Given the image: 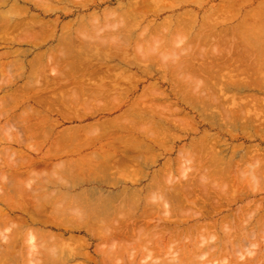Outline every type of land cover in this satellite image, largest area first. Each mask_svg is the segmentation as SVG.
<instances>
[{"label":"rangeland","instance_id":"rangeland-1","mask_svg":"<svg viewBox=\"0 0 264 264\" xmlns=\"http://www.w3.org/2000/svg\"><path fill=\"white\" fill-rule=\"evenodd\" d=\"M262 6L263 8H261ZM259 7L262 9V11L257 10ZM6 12L8 13L6 14ZM237 12L241 14H238ZM186 13L188 14L187 16ZM255 13H257L256 16ZM261 13L264 16V0H187V1L186 0H147V1L146 0H0V163L3 164V165L0 164V194L4 192L3 190H7L3 193V195H1L2 196L1 199L4 198L5 193H7V195H5L4 199L10 197L8 203L4 202L5 200L3 199L4 204L1 203L0 206L5 207V205H9L10 207H12L13 208L12 211L14 212V217L16 219L21 214L19 208L27 209L24 210L29 215L38 214L39 216H41L42 214L43 220H45L48 217V221L46 219L43 225H39V224L31 225V227L33 228L34 226L35 227L37 226L36 227L37 229L39 227L40 231L38 230L32 231L31 230L32 228L28 227L26 228L27 231H25V233L18 235L21 236V238L32 237L31 240L34 238L33 242H35V244L31 240H30L31 242L30 241L25 242V244L28 246L26 247V245H24L26 247L24 250H23L24 248L23 244L22 245L18 244L19 246L9 245V247H12V249L8 247L10 251L12 250V252H10L9 249L7 248V245L4 244L5 240L12 239L11 237H13L14 239L15 236L18 237L17 234L15 236H12L11 234L14 235V233H16V231L14 232V229L17 228L15 226H17V224H19V221L22 220L21 219L23 218L22 215L20 216L21 218L14 221V224L9 223L8 225L5 224L0 225L1 227L0 232L2 233L0 234L1 235L4 234L2 237L0 235V249L3 250V251L0 250V254L1 253L3 254L0 255V264H26L25 259L27 257L28 259L32 258L30 260L27 259V261L30 262L31 264H36V263L40 264L41 262L42 264H46V263L58 264V262L59 263L61 262L60 264H77V263L78 264L79 263L80 264H88V263L89 264H141V263L146 264V261L147 264L150 261L151 263L149 264H152L154 262H156L157 264L158 262L160 263L161 260L162 261L167 260L166 263L172 264L170 260L174 261V259H172L173 254L176 253V251L173 252L174 249H172L173 251L170 250L171 252H173V254H170L168 252L166 253V251H164V255L162 253H160L161 255L158 253V257L160 256V258L163 259L159 258L158 260V257L156 256L157 261H153L156 259L154 258L152 259V254L151 255L149 254L150 256L149 255L147 256V254H143L144 250L143 253L141 254L142 249L140 252L138 250L136 252L135 250L134 253L135 254L137 253V255L132 253L131 252L132 250H130L131 252V253L129 252L130 254L124 251L121 252L118 258L115 257L111 259V257H109L110 254L109 253H108L109 255L106 254L108 251L105 250L106 251L105 252L104 250L101 249L103 247H104L103 249H106L109 246L108 245L105 246V244L102 245L103 242H101L96 237V234L101 232V230L103 229L102 225L105 227L107 226V224H109L108 227H110V229H111L110 224L115 225L114 223L115 218L112 215L113 214L112 210H115L117 213V211L121 209L118 212V214L116 213L114 214V216L116 215L115 217L118 218V220H116L117 222L119 221V216L125 214V211H127L126 213H129L128 211H130L131 213L132 212L135 213L138 210H139L138 212H143L144 210L152 209L155 211L158 209L157 211L162 210L159 212L165 213L171 208L169 202H172V200L169 201L168 196H167L168 199L167 198L163 199V197H165L164 196L165 192L167 195H169L171 193L168 194L167 192H173L174 190H177L178 187H182L184 183L192 182V179L197 181H201L202 179L206 180V178L208 177L206 176V174L209 172L208 171L209 168L215 170V171L213 170L210 171L217 174V175L211 174L212 176L210 174H207L209 175L208 178L209 181L213 182L211 183L212 186L220 187L221 189L224 187L223 191H225V194L222 193L224 195L221 196L224 197L227 196L229 197L227 198V200L228 199L231 200L229 201L230 205L228 204L229 203L228 201H227L228 203L225 201L226 202L225 205L228 204L227 206H225V208L228 207L230 209V210L225 209L228 213L233 212L234 215L241 213L242 212L241 207L243 209V205L245 206V203H247L248 200L250 203L247 204H249L251 208L252 206L254 207L255 204H256L255 207L259 208L260 204L264 203L263 202L264 180H262L264 179V174L262 176V172L264 171L262 170L263 167L260 169L261 165L259 166V164H261V160L263 159L262 162L264 161V127H263L264 126V106H263L264 71H262L264 69H262L260 66L259 68L256 67L254 69L255 71H253V68L251 69L250 66L251 64H248L246 59L250 61L253 60L256 62V60H258V58L260 57L259 52L264 53V48H263L264 44L258 41V39H260L263 36L262 34L260 35V38L258 37L257 40H254L255 37L257 38V36L255 34H254L255 36L251 34L253 35L252 40L250 39L251 43H249V39L247 40V38H245L246 36L245 34H247V36H250L251 38V35L249 34L255 33L252 27L256 25V22H257V26L259 25V23L262 22L264 23V17L262 16ZM258 14L260 15L258 16ZM244 16H246L248 19H245L243 21H248L247 23H249L250 26H252L251 27L252 32H250V28H249L250 26L247 29L246 26L248 24L241 20L242 18H244ZM260 16H262V18L259 19V21L262 19L263 20L259 22L257 20L258 18L256 17L260 18ZM171 18H173V20ZM191 18L192 19L194 18L195 22L194 20L192 21ZM169 19L171 20L170 21L171 24L169 23ZM9 22L10 24H8ZM202 22L205 24L203 25ZM238 22L239 24L244 26L241 27V25H238ZM215 23L220 27L216 26ZM201 24L203 25L202 30L200 28ZM237 25L243 29V32H241L242 29L240 28L238 30V27H236ZM206 26L208 28L212 26V29L213 26L217 27L214 28V30L218 31L219 29L221 32L224 31L223 32L225 33L224 36H226V33L228 34L229 32L230 34H228L227 38L230 37L229 39L230 43L232 41V43L237 42V44H240L241 42L240 40H242V44L244 45L241 44L240 45L241 49H239L240 47L237 48V46L239 45L236 44L235 51L245 50L243 52H246L245 55L247 56L248 54L249 58L248 56L247 57L244 56L243 52L242 53L238 52L240 53L239 55L234 51V53L238 55H235L233 53L232 55L234 57H231L230 61L232 62L235 61L236 63L235 62L233 63L237 64L238 66V62L235 60V57L236 58L238 57L239 59L237 60L241 61V63L245 65L244 66L245 68H243L244 71L243 70L240 71L243 65L239 70V68H236L237 66L234 67L235 66L234 64H232L233 65L232 70L234 67L233 70L234 72L230 70L231 69L230 65L232 63V62L229 63L230 61L227 62L230 65H228L225 61V63L228 65L227 67H225L226 64L224 62H223V65H225L224 67H222V64L220 65V63L219 66H217V64H214L213 66L214 68L211 67V70L213 71L214 69L215 70L217 69L218 72L217 71L216 72L213 71V72L219 74L218 75L216 74V76L215 74H213V77L208 76V75H212L210 74L212 71L209 72L210 70L208 71L207 69H206L207 71H203V69L200 68L201 65L204 66L202 68H205V65L208 66L209 63L210 62L212 63V61L215 58L211 54L205 55V53L207 52H205L204 55L207 56L208 58L207 57L205 58L203 53L197 52V49L199 47L204 48V46H206V41H207V40L206 41L202 40L201 38H198L197 39L198 41H196L197 38L196 35L198 33L197 31L204 32L206 29H207L206 31L210 30ZM204 27H206V29H204ZM233 27H235L234 29L237 32L241 30L240 32L242 34L244 33L243 34L244 37H242L241 35L242 38L238 40L236 35L238 36L240 32L239 34L235 33ZM223 28H227L228 31L227 29L224 30ZM255 28L257 29L256 26ZM244 29L247 30V32H244L245 31ZM3 34H5L6 36L5 38ZM18 38L20 39L18 40ZM235 38H237V40ZM24 39L25 40L27 39L26 41L27 43L25 42ZM155 39H157L156 42ZM231 39H233L234 41ZM19 41L20 42L24 41V42L20 43ZM246 41L252 46L249 45ZM257 41L260 43V45L262 44V46H260L259 43H257ZM252 42L254 44H257L258 48ZM207 43H211V42L208 41ZM211 45L208 47L207 44V46L205 47L206 50L207 48L208 49L211 48L212 47ZM243 46L244 47L246 46L247 48H244ZM157 47H159L158 50L161 48L160 49L161 53L157 51ZM190 47H194L195 52L191 54L192 56L191 55L187 56L186 52L187 50L190 49ZM248 47L250 48L253 47V48L250 49ZM260 48H263L262 51L256 52V50L258 51V49ZM246 49L249 53L246 51ZM252 49L254 50L256 49V50L254 51ZM250 52L251 53L256 52L255 55L256 56L259 55V57L257 56L258 58L256 60H254L255 58L250 59L251 57V55H249ZM162 53L164 54L160 55ZM183 56L185 57L187 56L188 58L192 59V61H194L193 59H195L193 65L191 62V66H195V67L194 68H192L191 66L187 67V63L189 62L188 64H190L191 60L189 61V59L185 57L183 58ZM262 56L264 57V54H262ZM203 58L204 60H202ZM232 58L234 59L232 60ZM262 60L263 59H261V61H258L257 64L255 65H258V63H263ZM200 62L202 63L201 65H199ZM176 63L179 64L180 66L177 65L175 66ZM182 64L183 65L186 64V65H184L183 67ZM185 66L186 68H188V70L185 68ZM216 66L218 68L221 66L225 71H223L221 67L220 69H218ZM180 67L183 69H181ZM228 67H230V69ZM246 67L248 68V70H250L249 72ZM257 68L258 69L261 68V70L257 72L258 70ZM227 71H230V73L232 74L230 75V73ZM192 72L197 73L196 78H195V74L193 75ZM236 72L238 73L241 72V75L240 74L237 75L238 73ZM188 73L189 75L192 74L193 76H191V78H189L190 76L185 77L188 75ZM251 73L252 74L256 73L254 74L256 76L258 74L259 75L256 77ZM224 74H226V78H224V80L226 79V81H224L226 86L224 85V82L221 83L220 81L222 80H220V78L217 77L219 75H221V77L222 76L224 77ZM247 74L254 76V78L248 76ZM228 75L230 76L233 75L234 78L231 77L233 80L230 78V76L228 77ZM235 76L238 77L237 78L238 81L237 80L234 81V79L236 78ZM247 76L250 78H248ZM240 77H244V79ZM184 78L188 79V81L190 80L191 82L194 81L192 83L189 82L190 85L194 87H190V89L188 90L187 88H189L190 85L188 84V81L185 82L186 80ZM194 79L198 80L197 83H195L196 80ZM250 79L251 80L254 79L255 81H258L260 79L259 81L262 83H259V81L255 82L253 80L255 83L253 82L252 84ZM240 81L242 83L250 81V83L242 84ZM219 82L222 88L218 86ZM184 83L186 85V88H184L185 86L183 87ZM205 84H207V87ZM232 84H237L238 87H240L241 91H239L240 89L239 88L237 89V87L232 86L233 87L232 88L230 86ZM181 85L182 87L180 88ZM214 88L215 91H218L217 89L219 90L222 89V90L221 92L219 91L215 92L214 90H212ZM223 88L225 89L223 90ZM244 88L246 89L244 90ZM198 89H200L201 91H197ZM260 89L263 91H261ZM183 91H186V93L184 92L186 96L182 95ZM42 93L44 96L42 95ZM198 93L199 96H197ZM202 94L203 95L205 94L203 96L205 98L202 99L203 101L200 100L201 101L200 102L199 99H197V97L201 98ZM218 95L221 96V98H219ZM39 96H42V98L44 99V103L43 100L39 98ZM184 97L185 100L187 99L186 102H184L185 100H182ZM259 98L260 99L263 98V99L259 100ZM221 99L222 101H228L226 104L224 102L225 106L223 105ZM249 99H251L250 102ZM38 100L41 101L39 102L42 105L41 104L39 105V102H37ZM210 100L212 101L207 103ZM254 100L257 101L254 102ZM205 102L207 103V105ZM242 103L244 105H240ZM201 104L203 107L201 106ZM254 107L255 109L256 108L257 109L255 110ZM198 108L201 110H199ZM249 110L251 114L249 113ZM239 111L242 114L239 113ZM36 112L39 113V115ZM40 113L42 114V116ZM160 114H163L164 116ZM253 115L255 118L257 117L256 120L253 117ZM179 117L182 118L183 123L181 122L182 120ZM176 119L177 121L179 120L180 121L177 123ZM184 120H186L187 122ZM33 122L34 123L37 122V124L35 125ZM28 125H30L29 126L30 129ZM34 125L35 126L38 125V126L35 127ZM72 131H73L72 133L73 135L70 133ZM207 134H209V136ZM206 135L207 137H205ZM204 138L209 139V141L207 142H210L209 144L211 146L209 144L208 145L206 144ZM197 142H199L200 144ZM203 144L207 145L206 147L208 151L207 149H205V147L201 146ZM209 150L211 152H209ZM196 152H200L199 155L198 153L196 154ZM205 152L209 154L208 155L207 153L204 154ZM247 153L251 156L252 160L255 159L254 156L256 157V159L260 158L261 160L259 159L258 162L257 160L252 161L251 158H247L250 157ZM212 154L213 157L215 156L214 157V159L216 160L215 162L214 159L212 160L210 159V157L212 158ZM242 154H244L245 156ZM233 156L235 158H233ZM13 157L16 158L14 159ZM184 158H186L187 161ZM194 158L196 159L195 161ZM200 158L202 159L200 160ZM223 158L225 159V161ZM229 158H232L230 159L232 160V163H230L231 161L229 160ZM243 158L250 159L252 163L249 162L250 160L243 161L244 160ZM9 159H13L14 162L12 160L10 161ZM182 159L185 160L186 162L181 161ZM8 160L9 162H7ZM33 160H35V163ZM209 160L211 163L212 161L214 164L216 163V165L209 163L208 162ZM228 160L230 162H228ZM29 161L30 163H28ZM72 161L73 163H71ZM180 161L184 165L179 166L180 168L178 169V165ZM188 161H190V163ZM191 161L192 162L194 161L193 162L194 165L191 164ZM80 162L85 164L84 165L81 164L82 165L81 166ZM196 162L197 163L200 162V163L197 164ZM245 162H247L245 164L246 166L244 165ZM255 163L258 166V169H260L257 170L261 171V173L258 172L259 174L256 173L257 171L255 172L257 175H259L257 180H256L257 178L256 175L254 179L253 178L254 176L251 177V173L247 171L248 170L247 167L249 166L250 169L252 168V170H254L253 168L254 167L256 168ZM229 164L231 165L228 167ZM69 166L71 170L69 169ZM166 166L168 169H170L169 171L166 168ZM202 166L204 169L206 167V169L205 170L200 169ZM238 166H241L242 168L241 171L243 170V168L245 170L247 169L246 171L244 170L243 171L246 173L248 172V175L252 178L251 180L250 177L248 176L251 181L253 180L256 181L250 182V180L247 179L248 177L246 173L241 171L239 173L240 167ZM181 167H187V169L185 168L186 170H183L181 172L179 171L183 169ZM218 167L221 169H219ZM192 170H196L195 175L192 174V172L194 173V171ZM198 170L200 171V173H197ZM206 170L208 172H206ZM163 171L168 172V174L167 172L165 173L167 174V176L164 174ZM19 173L22 174L23 177L19 175ZM83 174H85L86 178L83 176ZM91 175L92 176L94 175L93 178L97 176L96 177L97 180L96 179L92 180ZM196 175L198 176L200 175L199 177L202 178H199ZM238 175L241 177L242 181L238 178ZM260 175H261V179L259 180ZM227 176H229L228 177L229 179L227 178ZM230 176H232L231 177L232 179L230 178ZM82 177L84 179V182ZM162 177H163V181L161 180ZM78 178L81 179V181L77 180ZM217 178L221 179L222 183L221 182L217 183L218 181H220ZM225 178H227V180H225ZM188 179L190 181H188ZM215 179L218 181H216ZM185 180L187 181L185 182ZM213 180L216 181V183H214ZM258 180L261 181L260 186ZM52 181H54L56 186H54ZM159 181L162 185L159 183ZM226 181L230 182L229 185L230 184L232 185V186L230 185L232 189L230 186H228L227 184L228 182L226 183ZM25 182L27 184L28 183L30 184V185L28 184L27 187L28 191L27 189L25 190L24 188L25 186H27ZM171 183H174L175 187L171 185ZM13 184L14 187H12ZM20 184L22 185V187H20ZM149 184L151 186H149ZM250 184L252 187L250 186ZM168 185L171 186V188H169ZM6 187H9V189ZM30 187L32 189H30ZM40 187L42 188V190ZM95 187L97 190L99 189L98 192L96 191ZM93 188H94L93 191L90 190ZM38 189L40 191H38ZM170 189H174V190L170 191ZM243 190L245 191V193L243 192ZM132 191L136 197L131 195ZM153 191L155 192L154 194L152 193ZM112 192L113 193L117 192V193L113 194ZM178 192H181V188L179 189ZM85 193H87V195ZM110 193L111 195H113L112 196L113 199ZM175 193L177 192L175 191ZM103 194H105L104 195L105 198L107 197L108 198L107 199L102 198ZM172 194L169 195L171 196L170 198L173 197ZM246 194H248L247 197H245ZM96 195L97 197L98 195H102L101 199L100 196L96 198ZM156 195L157 196L159 195L158 196L159 198ZM240 196H242L244 199ZM44 197L48 199H45ZM49 197L52 198L50 199ZM74 197L80 200L79 201L80 204L78 202L79 204L78 206L76 203L77 201H75L76 198ZM34 198L38 200L34 201L35 200ZM88 198H90L89 200L92 202H94L96 199V202L91 203L89 200H87ZM59 199L64 202L67 200V202H65L66 204L68 203L69 200H71L72 203L75 202L74 204L76 206H74V204H72L71 201H69V203L67 204V208H72L71 211L74 208L73 211H75L77 216L74 215L75 214L74 212H73L74 214L72 213L73 215H70L71 213L69 214V212L64 213V211H63L64 215L60 213L62 211L59 212V210L62 209L65 210L64 206L66 207V204L63 202L64 205H62L63 203L62 201L60 203V201H58ZM99 199L104 200L105 203H108V205H106L102 201L106 206V211H102L103 209L105 210L104 204H101L102 207L100 208H97V205H95L99 201ZM114 199H118V200H114ZM132 199L135 200L133 201ZM39 200L45 202H40ZM85 200L87 201V203L89 201L91 204H93L92 207H88V204L86 203ZM105 200H108V202ZM47 201L50 202L48 203ZM131 201H133L134 203H132ZM139 201L141 203H138ZM11 202L12 205L9 204ZM35 202L36 203L38 202L40 204H46V203L47 204L42 206L38 203L36 204ZM52 202L56 204L59 202L58 203L59 208L58 206H56L57 207L56 208L54 204H53L54 207L51 208ZM146 202L148 203L152 202V204L154 202V206L158 202L156 206L158 207L159 205L160 206L159 208L161 209L159 208L155 209L156 206L155 208L153 206L151 208L149 207L150 208L149 209L146 207V205L148 206V203ZM251 202L253 203L252 206H251ZM18 204L19 205L22 204V205L18 206ZM69 204L73 205V207H70ZM111 204L115 209L112 208L110 211L112 214H109V209ZM152 204H150L149 206H151ZM165 204L166 207L164 208ZM161 205L163 207H161ZM261 205L263 206V207L260 206V209L262 208L261 210H259L258 208H253L255 210H253L251 213H248L246 211L248 213L247 215L252 216L254 211L259 210L260 212L256 211L257 215L256 214L254 215H256L257 217L261 215L264 219V213H263L264 204ZM46 206L48 207L50 206V207L48 208ZM183 206L189 207V205H183ZM60 207L62 209H60ZM80 207L82 209H80ZM84 207L87 209L86 211L84 210L86 213L83 211ZM37 208L38 210H42V211L38 212ZM55 208L59 210L56 211ZM75 208L76 209L78 208L77 212H79V214L81 212L79 211L80 209L86 215L83 214V217H80L82 214H80L79 216ZM127 208L128 210H126ZM181 208L176 207V209L178 210H181ZM131 209H133V211ZM183 210L181 211L183 212ZM186 210L188 211L190 210V208L189 209L186 208L185 212H183L184 214L190 212L188 211L186 213ZM251 210L248 211L250 212ZM55 211L58 212L63 217L65 216V214H67L68 217L70 215L69 218L71 219L67 218L66 217L67 215L63 218L61 216H58L59 214L57 215V213H55L58 216V218H62L57 220L60 221L64 220V223H62V225L59 224L58 226L57 225L58 223H54L55 222L54 217L57 218V216L55 215L51 217L53 215L51 213H54ZM68 211H70V209ZM87 211L93 212V215H91V217L88 216L90 217L89 220L94 219V217L96 218L97 216L99 219L96 218V220H99L100 224L102 221H104L103 224H101V226L98 225L101 228L99 227L96 228V231H94L95 233L94 232L90 233V232H92L91 229L95 230V227L97 226L98 222L92 220L93 222H95L94 223L95 225H93V223H90L92 221H86L88 215ZM17 212L18 213L20 212L19 216ZM88 213L91 214L90 212ZM258 213H263V214H258ZM108 214L112 217L111 219L114 218L113 219L114 221H111V219L109 221H106L109 219ZM74 216L75 218H77L76 221L73 218ZM127 216L125 214V217ZM122 218L120 220H122ZM78 222L81 225L78 224ZM117 222L116 224H119ZM65 223L68 224L65 225ZM114 225L112 227H114ZM110 229L108 228L107 230ZM31 231L33 233H31ZM42 231L44 233L46 232L45 234H43L44 236L41 235ZM102 231L104 232L105 229ZM26 233L31 236L28 235V237H25L27 235ZM34 233L36 238L33 237ZM50 233L53 235H50ZM260 235L261 234L259 233V235L257 236H259L261 239L257 237L256 241L255 240L252 241V245L249 246L246 245L244 247L243 245L242 246L240 245V247H242L241 249L243 250H239L240 247L237 246L239 248L238 251L235 246L236 249L235 251H237V253L236 252L229 253L228 257H226L227 255L225 256L226 258L225 260H223L222 258L220 259V257L216 256L218 257L219 260L215 257V259L213 258L214 262H212L213 259H211L208 262V264H213V263L231 264V262L228 261L231 260L232 258L235 259L234 262L236 261V263L241 262L238 264H262V263L264 264V262L262 261L264 260L263 258L264 239H262L263 236L261 235L262 236L261 237ZM4 236L6 239H4ZM81 237L83 238V240ZM35 239L36 241H34ZM55 239L56 241H54ZM76 239L80 241L77 240L76 242ZM14 240L17 241V238H15ZM258 240L260 241L259 245L257 243ZM16 241H14V243ZM52 241L54 243H52ZM69 242H73V244L72 243L69 244ZM255 242L257 243V245ZM32 243L34 244V246H36V244L37 246L39 245L40 248L37 246L35 248L33 246L34 248L30 249ZM63 243L66 244V246ZM68 244L71 245L72 247V248L70 247L71 250L68 248L69 247ZM87 245H89L88 248ZM2 246H4V248ZM172 247L174 248L173 245ZM36 249L37 250L39 249L40 251L37 252ZM68 249L71 251V252L69 251L70 253H67ZM6 250H8V252ZM29 250L30 252H28ZM48 250L51 252H49ZM163 250L164 249H162V251L161 250L159 251L163 252ZM25 251H27L28 253L27 254L25 253L26 255L25 254L23 255ZM4 252H6L5 253L6 257L4 255ZM13 252L15 253V255L12 254ZM39 252H41L40 255ZM64 252H65L64 254L65 257H67L68 260H66V258L63 256L62 253ZM76 252L79 253V255L80 252H86L87 254L89 253L92 261L91 259L88 260L89 258L86 259V257L84 256L83 257L82 256L79 257V255L77 256ZM165 253L168 255L170 254L169 256L171 257L169 258L170 260L167 259L168 255L166 256ZM16 254L18 256H16ZM58 254H59V258L61 257L59 259L61 261H59L58 257H56L58 256ZM72 254H76V255H72ZM131 254L134 255L131 256ZM155 254L157 253L155 252ZM144 255H146V257ZM162 255L163 257H161ZM22 256L23 257L26 256V257L23 258ZM36 256L38 260L36 259ZM73 256L74 258L71 259ZM164 256H166L165 258L166 260L164 259ZM69 257L71 258L69 259ZM39 258L42 260H40ZM62 258L65 260V262L63 261ZM113 259H116L114 260L115 262L113 261ZM47 260H49V262ZM53 260H57L58 262L56 261V263H54L55 261L53 262ZM80 261H82V263ZM163 262L161 264H163ZM196 262L200 263L199 260ZM234 262L232 264H236ZM166 263L164 262V264Z\"/></svg>","mask_w":264,"mask_h":264},{"label":"bare ground","instance_id":"bare-ground-1","mask_svg":"<svg viewBox=\"0 0 264 264\" xmlns=\"http://www.w3.org/2000/svg\"><path fill=\"white\" fill-rule=\"evenodd\" d=\"M147 1V0H146ZM187 1V0H186ZM181 2V1H180ZM184 2V1H183ZM248 2V1H247ZM185 3V2H184ZM183 3V4H184ZM19 4V3H18ZM144 4H146V3H144ZM220 6V5H219ZM225 6V5H224ZM146 7V6H145ZM223 7V6H222ZM256 7V6H255ZM261 8H263V6L261 7ZM260 7L257 9V10H260V11H262V9H261ZM173 9V8H172ZM250 9H252V8H250ZM15 10V9H14ZM257 10H256V12H257ZM11 11V10H10ZM190 11V10H189ZM251 11V10H250ZM5 12V11H4ZM188 12V11H187ZM191 12V11H190ZM259 12V11H258ZM3 13V12H2ZM8 12H6V14H7ZM11 13V12H10ZM20 13V12H19ZM238 13V12H237ZM260 13V12H259ZM180 14V13H179ZM183 14V13H182ZM185 14V13H184ZM238 14H241V13H238ZM262 14V13H261ZM188 14L186 13V16H187ZM195 15V14H194ZM193 15V16H194ZM257 15V13H255V16ZM260 14H258V16H259ZM3 16V15H2ZM6 16H8V15H6ZM21 16V15H20ZM184 16V15H183ZM242 16V15H241ZM262 16H263V14H262ZM262 16H260V18L259 17H256V18H258L257 20L259 21V19H261L262 18ZM189 17V16H188ZM235 17V16H234ZM264 17V16H263ZM255 18V19H256ZM3 19V18H2ZM9 19H12V18H9ZM172 20H173V18H171ZM178 19H179V17H178ZM178 19H177V21H178ZM192 19V18H191ZM191 19H190V21H191ZM245 19H248L246 16H244V18H242L241 20L243 21V20H245ZM253 19H254V17H253ZM4 20V19H3ZM189 20V19H188ZM194 20V18L192 19V21ZM229 20V19H228ZM256 20V21H257ZM263 20V19H262ZM262 20H260V21H262ZM19 21V20H18ZM27 21V20H26ZM170 19H169V23H170ZM251 21V20H250ZM259 21V22H260ZM11 22V21H10ZM10 22L8 23V24H10ZM17 22V21H16ZM151 22V21H150ZM149 22V23H150ZM194 22H195V20H194ZM243 22H248V21H243ZM242 22V23H243ZM7 23V22H6ZM152 23V22H151ZM193 23V22H192ZM226 23V22H225ZM12 24V23H11ZM24 24V23H23ZM171 24V23H170ZM194 24V23H193ZM202 24L204 25L205 23H203L202 22ZM200 25V28H201V30L203 29L202 27H203V25ZM213 24V23H212ZM211 24V25H212ZM216 24V23H215ZM237 24V23H236ZM248 25L246 26V28L248 29V27L250 26V24L249 23H247ZM252 24V23H251ZM254 24H255V21H254ZM253 24V25H254ZM264 26V23L262 22V23H259V25L257 26V22H256V27H257V29L258 28H260V29H256L255 28V26L254 27H252V26H250L249 28H250V32H252L251 31V29L253 28V31H255V33H248L249 35H251V34H255L256 36H257V38L255 37V39L254 40H257L258 39V37L260 38V35L262 34L263 36L260 38V39H258V41L260 42V43H262V44H264V27L262 26V25ZM173 25V24H172ZM172 25H170V26H172ZM179 25V24H178ZM214 25V24H213ZM238 25H241V24H239V22H238ZM236 26V27H238V30H239V26ZM7 26H9V25H7ZM192 26V25H191ZM193 26H195V25H193ZM216 26H219V25H217L216 24ZM242 26H244V25H241V27ZM260 26V27H259ZM151 27V26H150ZM207 27V26H206ZM206 27H204V29H206ZM208 27H209V24H208ZM207 27V28H208ZM220 27V26H219ZM252 27V28H251ZM261 27H263V28H261ZM157 28V27H156ZM168 28H170V27H168ZM214 28H217V27H214L213 26V29H212V26L210 27V28H208V29H210V30H208V31H204V32H202L201 30V32H199V31H197L196 33H197V35H196V41H198L197 39L198 38H201L202 40H207L206 41V46H207V44H208V47L211 45V44H216V45H211L212 47L211 48H207V50H206V46H204V48H202V47H199L198 49H197V52L199 53V52H201V53H203V55H204V53L205 52H207V53H205V55L207 54V55H213L215 58H214V60L212 61V63L210 64L209 63V67H210V69H209V67L207 66V65H205V68H202V67H204L203 65H201L202 63V61L200 62V64L199 65H201V69H203V71H209V72H211L212 70H211V67L212 68H214L213 66H214V64H217V66H219V63H220V65L222 64V67H224L225 65H223V62L225 63V61H226V63L228 62V61H230L231 59V57H234L232 54L234 53V51H235V49H236V44H237V42L235 43V42H233L232 43V41H231V43H230V37L229 38H227L228 37V34H230L229 32H228V34L226 33V36H224L225 35V33H223L224 31H220L219 29H218V31H220V32H218L217 30H214ZM235 27H233V30H235L234 29ZM255 28V29H254ZM23 29H25V28H23ZM224 30H226L227 28H223ZM240 29H242V28H240ZM5 30V29H4ZM15 30V29H14ZM245 30V29H244ZM257 30V31H256ZM262 30V31H261ZM8 31V30H7ZM149 31V30H148ZM227 31H228V29H227ZM230 31V30H229ZM241 31V30H240ZM239 31V32H240ZM5 32V31H4ZM22 32V31H21ZM234 32V31H233ZM232 32V33H233ZM239 32H237L236 30H235V33H238L239 34ZM241 32H243V29H242V31ZM240 32V34L237 36L236 35V37L238 38V40H240V38H242V37H244V33L242 34ZM244 32H247V30H245ZM257 32V33H256ZM263 32V33H262ZM148 33V32H147ZM200 33H202V34H200ZM235 33H234V35H235ZM6 34V33H5ZM5 34H3L4 35V38L6 37L5 36ZM220 34H221V36H220ZM222 34H223V36H222ZM241 35H242V37H241ZM246 36H245V38H247V40L249 39V43H251L250 42V39L252 40V36L253 35H251V38H250V36H247V34H245ZM254 35V36H255ZM259 35V36H258ZM25 36V35H24ZM200 36V37H199ZM232 36V35H231ZM28 37V36H27ZM31 37V36H30ZM235 37V36H234ZM204 38V39H203ZM237 38H235L236 40H237ZM254 38V37H253ZM13 39V38H12ZM20 38H18V40H19ZM8 40V39H7ZM11 40V39H10ZM25 40V39H24ZM156 40L157 39H155V42H156ZM231 40H233V39H231ZM244 40V39H243ZM9 41V40H8ZM12 41V40H11ZM17 41V40H16ZM27 41V39L25 40V42ZM167 41V40H166ZM211 42V43H207V42ZM234 41V40H233ZM241 41V42H240ZM239 42H240V44H237V45H239V46H237V48L238 47H240V45L242 44V40H240ZM257 41V43H259ZM15 42V41H14ZM20 42V41H19ZM18 42V43H19ZM22 42H24V41H22ZM22 42H20V43H22ZM155 42H154V44H155ZM245 42V41H244ZM247 42V41H246ZM255 42V41H254ZM17 43V42H16ZM27 43V42H26ZM34 43H36V42H34ZM248 43V42H247ZM248 43V44H249ZM253 43V42H252ZM260 43H259V45H260ZM254 44V43H253ZM262 44L260 45V46H262ZM202 45V44H201ZM234 45V46H233ZM242 45H244V44H242ZM246 45V44H245ZM249 45H251V44H249ZM255 46H257V44H254ZM253 45V46H254ZM151 46V45H150ZM247 46V45H246ZM244 47V48H247V47ZM252 46V45H251ZM264 46V45H263ZM10 47V46H9ZM160 47V46H159ZM159 47H157V51H159L160 52V49L158 50V48ZM214 47H215V49H214ZM152 48V47H151ZM248 48H250V47H248ZM251 48H253V47H251ZM250 48V49H251ZM256 48V47H255ZM257 48H258V46H257ZM256 48V49H257ZM264 48V47H263ZM263 48H260V49H258V51L256 50V52H259V51H262V49ZM239 49H241V47L239 48ZM238 49V50H239ZM145 50V49H144ZM150 50V49H149ZM252 50H254V49H252ZM254 50V51H255ZM9 51V50H8ZM21 51V50H20ZM181 51H182V49H181ZM185 51V50H184ZM203 51V52H202ZM243 51H245V50H243ZM243 51H235L236 53H238V52H243ZM246 51H247V49H246ZM253 51V52H254ZM10 52V51H9ZM14 52V51H13ZM17 52V51H16ZM164 52V51H163ZM169 52V51H168ZM193 52H195L194 51V47H190V49L189 50H187V56L188 55H191ZM213 52H215V53H213ZM248 52V51H247ZM255 52V53H256ZM15 53V52H14ZM161 53V52H160ZM213 53V54H212ZM244 54V56H246L245 55V53L246 52H243ZM249 53V52H248ZM255 53H251L250 52V54L249 55H251V57H250V59H254V60H256L258 57H259V55H255ZM260 53V57L258 58V60H256V62L255 61H250V60H248V59H246V61L248 62V64H251L250 66H251V69L253 68V71H255L254 69L256 68V67H260L261 66V68L262 69H264V57L262 56V54H264V53H261V52H259ZM6 54V53H5ZM164 53H162V54H160V55H163ZM235 54V53H234ZM239 55H240V53H238ZM238 54H235V55H238ZM4 55V54H3ZM204 55V56H205ZM232 55V56H231ZM242 55V54H241ZM2 56V55H1ZM165 56V55H164ZM185 57V56H183V58L185 57V58H187V59H189V61H190V64H188L187 63V67H189V66H191V62H192V65H193V62L195 61V59H193L194 61H192V59H190V58H188V57ZM192 56V55H191ZM191 56H189V57H191ZM247 56H248V54H247ZM246 56V57H247ZM207 56H205V58H206ZM211 57V56H210ZM208 58V57H207ZM248 58H249V56H248ZM263 59L262 61H263V63H258V65H255V64H257V62L258 61H261V59ZM186 59V60H187ZM211 59V58H210ZM209 59V60H210ZM234 58H232V60H233ZM237 59H239L238 57L236 58L235 57V60L238 62V66H237V64H234L233 62H235V61H230L229 63H231V65L229 64V63H227L228 65H230V67H231V69H230V67H228L230 70H232V64H234L235 66L234 67H236V68H239V70L241 69V66H242V69L240 70V71H242L243 70V68H245L244 66V64L243 63H241V61H238ZM202 60H204V58L202 59ZM207 60V59H206ZM211 61V60H210ZM183 62V61H182ZM207 62V61H206ZM184 63H185V61H184ZM225 63V64H226ZM236 63V62H235ZM172 64H174V63H172ZM171 64V65H172ZM181 64V63H180ZM203 64H204V62H203ZM208 64V63H207ZM226 64V66L225 67H227L228 65ZM240 64V65H239ZM180 66L179 64H175V66ZM183 65V64H182ZM181 65V66H182ZM184 65H186V64H184ZM184 65H183V67H184ZM198 65V64H197ZM198 65V66H199ZM174 66V65H173ZM216 66V67H217ZM192 68H194L195 66H191ZM190 67V68H191ZM207 67V68H206ZM221 67V66H220ZM220 67L218 68V69H220ZM221 67V68H222ZM234 67H233V70H234ZM181 68V67H180ZM185 68H186V66H185ZM189 68V69H190ZM227 68V69H228ZM247 68V67H246ZM250 68V67H249ZM257 68V69H258ZM261 68L260 69H256L257 70V72L258 71H260L261 70ZM181 69H183V68H181ZM187 70H188V68H186ZM207 69V70H206ZM222 70H223V68H222ZM221 70V71H222ZM232 70V71H233ZM237 70V69H236ZM247 70H248V68H247ZM214 72H216L217 71V69L215 70H213ZM211 72L210 74H212V75H208V76H212L213 77V74H215V76H216V74L218 75L219 73H214V72ZM221 71H219V72H221ZM223 71H225V70H223ZM231 71V72H232ZM244 71V70H243ZM250 70H248V72H249ZM262 71H264V70H262ZM177 72V71H176ZM218 72V71H217ZM227 72H229L230 73V71H227ZM227 72H225V73H227ZM234 72V71H233ZM251 72H252V70H251ZM189 73H191V72H189ZM189 73H188V75L187 76H185V77H188V76H190L189 78H191V76H193L194 74H195V78H196V75H197V73H193V75L191 74V75H189ZM229 73H227V74H229ZM236 73H238V72H236ZM235 73V74H236ZM244 73V72H243ZM261 73V72H260ZM263 73V72H262ZM177 74V73H176ZM223 74V73H222ZM221 74V75H222ZM232 73H230V75H231ZM241 75V72H239L237 75ZM252 74V73H251ZM254 74H256V73H254ZM254 74H252V75H254ZM178 75V74H177ZM221 75H219V76H217V77H219L220 78V80H222V81H220L221 83H223L224 81H226V79L224 80V78H226V74H224V77L222 76L221 77ZM230 75H228V77L230 76ZM248 75V74H247ZM259 75V74H258ZM257 75V76H258ZM248 76H251V75H248ZM247 76V77H248ZM254 76H256V75H254ZM254 76H251L252 78H254ZM256 76V77H257ZM206 77V76H205ZM231 77H233V75L232 76H230V78ZM236 77V76H235ZM245 77V76H244ZM244 77H240V78H243L244 79ZM194 78V77H193ZM209 78V77H208ZM234 78V77H233ZM237 78L238 77H236L235 79H234V81L235 80H237ZM239 78V79H240ZM248 78H250V77H248ZM251 78V79H252ZM186 81L185 82H187L188 81V79H186V78H184ZM232 79V78H231ZM250 79V80H251ZM191 80H193V79H191ZM194 80H196L195 81V83H197V79H194ZM230 80V79H229ZM233 80V79H232ZM241 80V79H240ZM254 80V79H253ZM253 80H251V83L253 84V82L255 81H253ZM257 80V79H256ZM260 80V79H259ZM258 80V81H259ZM219 81V80H218ZM233 81V82H234ZM238 81V80H237ZM246 81H248V80H246ZM258 81H255V82H258ZM180 82V81H179ZM182 82V81H181ZM189 82H191L190 80L188 81V84L190 85V83ZM192 82H194V81H192ZM191 82V83H192ZM220 82H219V84H218V86H220V88H222L221 87V84H220ZM232 82V83H233ZM241 82V81H240ZM239 82V83H240ZM254 82V83H255ZM263 82H264V79H263ZM195 83H193V84H195ZM239 83H237V84H239ZM242 83V82H241ZM244 83V82H243ZM242 83V84H243ZM245 83H250V81L249 82H245ZM244 83V84H245ZM259 83H262V82H260L259 81ZM182 84V83H181ZM237 84H232V85H230L231 87L232 86H234V87H237V89L239 88L240 89V87H238V85ZM206 85V87H207V84H205ZM224 85L226 86V84H225V82H224ZM235 85H237V86H235ZM185 86V87H184ZM196 86V85H195ZM202 86H204V85H202ZM240 86H241V84H240ZM244 86H247V85H244ZM182 87V85L180 86V88ZM183 87L184 88H186V85H185V83H184V85H183ZM190 87H194V86H189V88H187L188 90L190 89ZM199 87H200V85H199ZM217 87V86H216ZM153 88V87H152ZM179 88V87H178ZM204 88V87H203ZM212 88H213V86H212ZM233 88V87H232ZM29 89V88H28ZM201 89V88H200ZM200 89H198L197 91H201ZM225 88H223V90H224ZM246 88H244V90H245ZM261 89H263V88H261ZM260 89V90H261ZM182 90H184V89H182ZM212 90H214L215 91V88L214 89H212ZM219 92H221V90H219V89H217ZM228 90V89H227ZM229 90H231V89H229ZM193 91H194V89H193ZM196 91V92H197ZM218 91H215V92H218ZM233 91V90H232ZM239 91H241V89L239 90ZM261 91H263V90H261ZM260 91V92H261ZM184 92L186 93V91H183V94L182 95H185L184 94ZM223 92V91H222ZM234 92V91H233ZM237 92V91H236ZM263 93H264V91H263ZM206 94V93H205ZM204 94V95H205ZM236 94V93H235ZM254 94V93H253ZM42 95H43V93H42ZM157 95V94H156ZM163 95V94H162ZM203 94H202V96H201V98L200 97H197V96H199V93L197 94V99H199V101L201 100V101H203L202 99L203 98H205V97H203L204 96ZM219 95H220V93H219ZM218 95V96H219ZM221 95H224V94H221ZM244 95V94H243ZM256 95V94H255ZM44 96V95H43ZM186 96V95H185ZM191 96V95H190ZM241 96V95H240ZM246 96V95H245ZM193 97V96H192ZM228 97V96H227ZM234 97V96H233ZM235 97H236V95H235ZM243 97V96H242ZM249 97V96H248ZM253 97V96H252ZM251 97V98H252ZM255 97H257V96H255ZM254 97V98H255ZM259 97V96H258ZM21 98V97H20ZM39 98H41L42 100H43V103H44V99L42 98V96H39ZM38 98V99H39ZM218 98V97H217ZM219 98H221V96H219ZM223 98V97H222ZM239 98V97H238ZM40 99V100H41ZM241 99V98H240ZM253 99V98H252ZM261 99H263V98H261ZM260 98H259V100H261ZM40 100H38L37 102H39ZM41 100V101H42ZM182 100H185V97L182 99ZM187 100V99H186ZM186 100L184 101V102H186ZM219 100V99H218ZM224 100V99H223ZM238 100V99H237ZM250 100L251 99H249V102H250ZM40 101V102H41ZM190 101H191V99H190ZM195 101V100H194ZM200 101V102H201ZM205 101V100H204ZM212 100H210V101H208L207 103H209V102H211ZM221 101H222V99H221ZM234 101V100H233ZM255 101H257V100H254V102ZM35 102V101H34ZM39 102V105L41 104ZM189 102V101H188ZM196 102V101H195ZM220 102V101H219ZM223 102V105H224V102H225V104L228 102V101H222ZM221 102V103H222ZM236 102V101H235ZM238 102V101H237ZM263 102V101H262ZM190 103V102H189ZM193 103V102H192ZM206 103V102H205ZM207 103H206V105H207ZM253 103V102H252ZM200 104V103H199ZM211 104V103H210ZM255 104V103H254ZM42 105V104H41ZM203 105H204V102H203ZM240 105H244L243 103L242 104H240ZM246 105H248V104H246ZM258 105H259V103H258ZM174 106V105H173ZM192 106H194V105H192ZM191 106V107H192ZM201 106H202V104H201ZM225 106V105H224ZM254 106V105H253ZM263 106H264V104H263ZM196 107V106H195ZM203 107V106H202ZM205 107V106H204ZM217 107V106H216ZM229 107V106H228ZM231 107V106H230ZM237 107V106H236ZM239 107V106H238ZM244 107V106H243ZM251 107V106H250ZM171 108V107H170ZM232 108V107H231ZM172 109V108H171ZM170 109V110H171ZM199 109V108H198ZM249 109V108H248ZM251 109V108H250ZM254 109H255V107H254ZM257 109V108H256ZM255 109V110H256ZM199 110H201V109H199ZM34 111V110H33ZM161 111V110H160ZM174 111H176V110H174ZM178 111V110H177ZM180 111V110H179ZM228 111V110H227ZM39 112V111H38ZM229 112V111H228ZM228 112H227V114H228ZM234 112V111H233ZM37 113V112H36ZM156 113V112H155ZM158 113V112H157ZM162 113V112H161ZM239 113H241L240 111H239ZM249 113H250V110H249ZM38 115H39V113H37ZM41 114V113H40ZM226 114V113H225ZM232 114V113H231ZM235 114V113H234ZM242 114V113H241ZM240 114V115H241ZM251 114V113H250ZM261 114V113H260ZM34 115H35V113H34ZM160 115H163V114H160ZM239 115V114H238ZM249 115V114H248ZM257 115V114H256ZM41 116H42V114H41ZM164 116V115H163ZM236 116V115H235ZM234 116V117H235ZM246 117V116H245ZM253 117H254V115H253ZM37 118H38V116H37ZM179 118H181V117H179ZM184 118V117H183ZM187 118V117H186ZM255 118V117H254ZM257 118V117H256ZM256 118H255V120H256ZM36 119V118H35ZM222 119V118H221ZM228 119V118H227ZM237 119H239V118H237ZM242 119V118H241ZM179 120V119H178ZM181 120H182V118H181ZM229 120V119H228ZM233 120V119H232ZM259 120V119H258ZM37 121H39V120H37ZM49 121V120H48ZM176 121H177V119H176ZM180 121V120H179ZM179 121H177V123L179 122ZM184 121H186V120H184ZM238 121V120H237ZM115 122V121H114ZM182 123H183V120L181 121ZM187 122V121H186ZM224 122V121H223ZM232 122V121H231ZM235 122V121H234ZM233 122V123H234ZM245 122V121H244ZM247 122V121H246ZM258 122V121H257ZM34 123V122H33ZM44 123V122H43ZM113 123V122H112ZM175 123V122H174ZM238 123V122H237ZM236 123V124H237ZM31 124V123H30ZM35 125L37 124V122L36 123H34ZM107 124V123H106ZM115 124V123H114ZM113 124V125H114ZM192 124V123H191ZM239 124H240V122H239ZM253 124V123H252ZM34 125V126H35ZM112 125V126H113ZM118 125V124H117ZM243 125V124H242ZM248 125H249V123H248ZM30 125H28V127H29ZM33 126V127H34ZM38 126V125H37ZM37 126H35V127H37ZM131 126V125H130ZM130 126H129V128H130ZM191 126V125H190ZM198 126V125H197ZM123 127V126H122ZM195 127V126H194ZM193 127V128H194ZM223 127V126H222ZM239 127H241V126H239ZM264 127V126H263ZM31 128H32V125H31ZM140 128V127H139ZM246 128V127H245ZM248 128V127H247ZM29 129H30V127H29ZM117 129V128H116ZM39 130V129H38ZM38 130H35V131H38ZM42 130V129H41ZM113 130V129H112ZM33 131V130H32ZM71 131V130H70ZM59 132V131H58ZM62 132V131H61ZM60 132V133H61ZM69 132V131H68ZM52 133V132H51ZM71 134L73 133V131L72 132H70ZM232 133V132H231ZM62 135V134H61ZM73 135V134H72ZM208 136H209V134H207ZM207 135L205 136V137H207ZM60 136V135H59ZM213 137V136H212ZM65 138V137H64ZM203 138V137H202ZM68 139V138H67ZM205 139V141H206V144L208 145L210 142H207V141H209V139H206V138H204ZM219 140V139H218ZM198 141V140H197ZM220 141V140H219ZM194 143H196V142H194ZM193 143V144H194ZM197 143H199V142H197ZM200 144V143H199ZM206 144H203V145H201L202 147H205V149H207V145ZM214 144V143H213ZM191 145V144H190ZM196 145H198V144H196ZM210 145V144H209ZM216 145V144H215ZM211 146V145H210ZM242 146V145H241ZM240 146V147H241ZM195 147V146H194ZM209 147V146H208ZM215 147V146H214ZM213 148V147H212ZM216 148V147H215ZM238 148V147H237ZM67 149V148H66ZM197 149V148H196ZM255 149V148H254ZM254 149H252V150H254ZM258 149V148H257ZM182 150V149H181ZM240 150V149H239ZM261 150V149H260ZM57 151V150H56ZM207 151H208V149H207ZM55 152V151H54ZM201 152V151H200ZM200 152H196V154L198 153V155H199V153ZM209 152H211L210 150H209ZM217 152V151H216ZM235 152V151H234ZM249 152V151H248ZM260 152V151H259ZM263 152V151H262ZM180 153V152H179ZM207 152H205L204 154H206ZM258 153V152H257ZM19 154V153H18ZM45 154V153H44ZM43 154V155H44ZM203 154V155H204ZM209 153H207V155H208ZM246 154V153H245ZM248 154V153H247ZM9 155V154H8ZM11 155V154H10ZM42 155V156H43ZM54 155V154H53ZM206 155V156H207ZM219 155V154H218ZM242 155H244V154H242ZM249 155V154H248ZM261 155V154H260ZM18 156H20V155H18ZM24 156H25V154H24ZM79 156V155H78ZM210 156H211V154H210ZM245 156V155H244ZM243 156V157H244ZM250 156V155H249ZM254 156V155H253ZM259 156V155H258ZM263 156V155H262ZM46 157V156H45ZM51 157V156H50ZM55 157V156H54ZM184 157V156H183ZM215 157V156H214ZM214 157H213V154H212V158L210 157V159L212 160V159H214ZM221 157V156H220ZM228 157V156H227ZM9 158V157H8ZM12 158V157H11ZM14 158V157H13ZM16 158V157H15ZM14 158V159H15ZM18 158V157H17ZM31 158V157H30ZM40 158H41V156H40ZM225 158V157H224ZM223 158V159H224ZM233 158H235L234 156H233ZM247 158H251V156L250 157H247ZM254 158L255 159H253L252 160V158H251V160L252 161H254V160H257V162H258V160L260 159V158H257L256 159V157L254 156ZM263 158V157H262ZM23 159V158H22ZM32 159V158H31ZM34 159V158H33ZM50 159V158H49ZM186 161H187V159L186 158H184ZM202 158H200V160H201ZM230 159H232V158H229V160ZM240 159V158H239ZM244 159V158H243ZM242 159V160H243ZM10 161L12 160L13 161V159H9ZM9 160L7 161V162H9ZM38 160V159H37ZM185 160H181V161H185ZM189 160V159H188ZM196 159L194 158V161H195ZM198 160H199V158H198ZM228 160V162H230V163H232V160H230L229 161ZM245 160H250V159H244L243 161H245ZM251 160L249 161L250 163H252L251 162ZM261 160V159H260ZM263 160V159H262ZM262 160H261V164H259V166H260V169L263 167V171H264V161L262 162ZM4 161V160H3ZM22 161V160H21ZM34 161V163H35V160H33ZM39 161V160H38ZM41 161V160H40ZM46 161V160H45ZM63 161V160H62ZM168 161V160H167ZM170 161V160H169ZM181 161H180V163H181ZM185 161V162H186ZM193 161V162H194ZM216 160L214 159V162H215ZM224 161H225V159H224ZM243 161H240V162H243ZM5 162V161H4ZM14 162V161H13ZM17 162V161H16ZM189 163H190V161H188ZM192 161H191V164H193L194 165V163H193ZM200 162H202V161H200ZM200 162H198V163H200ZM204 162V161H203ZM209 163H211L210 162V160L208 161ZM18 163V162H17ZM20 163V162H19ZM22 163V162H21ZM28 163H30V161L28 162ZM32 163V162H31ZM33 163V164H34ZM48 163V162H47ZM65 163V162H64ZM67 163V162H66ZM71 163H73V161L71 162ZM179 163V162H178ZM179 163V165H178V169L180 168L179 166H183L184 164H180ZM197 163V162H196ZM195 163V164H196ZM197 163V164H198ZM247 162H245L244 163V165L246 164ZM249 163V164H250ZM0 164H2V163H0ZM5 164V163H4ZM15 164V163H14ZM84 165L83 163H81L80 162V165ZM87 164H89V163H87ZM171 164V163H170ZM172 164H173V162H172ZM186 164V163H185ZM211 164H214L213 163V161H212V163ZM243 164V163H242ZM3 165V164H2ZM10 165V164H9ZM17 165V164H16ZM23 165V164H22ZM21 165V166H22ZM77 165H78V163H77ZM81 165V166H82ZM214 165H216V163L214 164ZM231 164H229L228 165V167L230 166ZM241 165V164H240ZM263 165V166H262ZM6 166V165H5ZM13 166V165H12ZM39 166V165H38ZM48 166V165H47ZM46 166V167H47ZM170 166H172V165H170ZM188 166V165H187ZM233 166V165H232ZM246 166V165H245ZM248 166V165H247ZM255 166H256V168L254 167L253 169L255 170H252V168L250 169L249 167H247V171H249V173H251V177L252 176H254L253 178L255 179V177L257 176V178H256V180L258 179V176L259 175H257L256 173H258V172H260L261 173V171H258V170H260V169H258V166L256 165V163H255ZM14 167V166H13ZM29 167V166H28ZM169 167V166H168ZM217 167V166H216ZM238 167H240V170H239V173H240V171H241V166H238ZM252 167H253V164H252ZM76 168V167H75ZM78 168V167H77ZM83 168V167H82ZM88 168V167H87ZM166 168H167V166H166ZM171 168V167H170ZM181 168H183L182 170H179V171H183V170H186L187 169V167H181ZM186 168V169H185ZM219 168V167H218ZM19 169H22V168H19ZM69 169H70V166H69ZM73 169V168H72ZM96 169V168H95ZM168 169V168H167ZM189 169H191V168H189ZM200 169H203V170H205L206 169V167H205V169L203 168V166L200 168ZM219 169H221V168H219ZM225 169V168H224ZM230 169V168H229ZM258 169V170H257ZM71 170V169H70ZM84 170V169H83ZM162 170V169H161ZM170 169H168V171H169ZM172 170V169H171ZM210 170H213V169H211V168H209L208 169V171L209 172H212V171H210ZM232 170V169H231ZM230 170V171H231ZM243 170L244 171H246L244 168H243ZM241 171V172H244V171ZM17 171V170H16ZM22 171V170H21ZM73 171H75V170H73ZM72 171V172H73ZM80 171V170H79ZM78 171V172H79ZM88 171H90V170H88ZM192 171H194V173L192 172V174L193 175H195V172H196V170H192ZM199 171V170H198ZM197 171V173H200V171L198 172ZM207 170H206V172H208ZM213 171H215V170H213ZM221 171V170H220ZM257 171V172H256ZM4 172H6V171H4ZM9 172V171H8ZM24 172V171H23ZM23 172H22V174H23ZM72 172H70V173H72ZM95 172V171H94ZM156 172V171H155ZM164 172V171H163ZM167 172V171H166ZM166 172H164V174L166 173ZM205 172V171H204ZM207 173V174H212V175H217V174H215L214 172H212V173ZM256 172V173H255ZM21 173V172H20ZM19 173V175H21L22 177H23V175L22 174H20ZM77 173V172H76ZM85 173V172H84ZM89 173V172H88ZM186 173H188V172H186ZM185 173V174H186ZM228 173V172H227ZM231 173V172H230ZM244 173H246V172H244ZM3 174V173H2ZM10 174V173H9ZM79 174V173H78ZM167 174H168V172H167ZM167 174H165L166 176H167ZM170 174V173H169ZM206 174V176H208L207 178H206V180L204 179H202L201 181H197V180H194V179H192V182H186L187 180H185V182L186 183H184V185L182 186V187H178V191H179V189L181 188V192H178L177 190H174V189H170V191L171 190H174L173 192H167L168 194L169 193H173L172 195H173V197L172 198H174V199H172V198H170L171 196H169V195H171V194H169V195H167L166 194V190L165 191H163V192H165V194H164V196L165 197H163V199H165V198H167V196H168V198H169V201H171L172 200V202L174 203H172V202H169V204H170V209L168 210V211H163V212H165V213H162V212H159V211H162V210H159V211H157L158 209L157 208H159L160 206L158 205V207L156 206L157 205V203L155 204V206H156V208H155V206H154V202H153V204H152V202L151 203H148V202H146V203H148V206L146 205V207L147 208H151L152 206L155 208V209H157V210H144L143 212H135V213H131L130 211H128L129 213H126L127 211H125V214H126V216L127 215H129V216H127V217H125V214H123V215H121V216H119V221L117 222L116 220H118V218H116L115 216H114V214L116 213V211L115 210H112L113 212V214L110 212L111 211V209L113 208V205L111 204V206H110V209H109V214H112L113 215V217L115 218H113V219H111L112 217L108 214V220H106V221H109L110 219H111V221H114V223H115V225H114V227H112L113 225H111L110 224V226H111V229H110V227H108V225L109 224H107V226H103L102 225V227H103V229L102 230H104L105 229V231L103 232L102 230H101V232L100 233H97V232H99V231H97L96 233V237L101 241V242H103L102 243V245H104L105 244V246H109L108 248H106V249H103V248H101L102 250H106V251H108L106 254H108L109 255V257H111V259L112 258H118V256H120V254H121V252H124V251H126V252H130V250H132L131 252L132 253H134L135 252V250H136V252H137V250L140 252L141 251V249H142V252H141V254L143 253V250H144V253L143 254H147V256L150 254H152V259L154 258V259H156V260H153V261H157V257H158V253L160 254V253H162L163 255H164V251H166V253L168 252V253H170V254H173V252H175L176 251V253H174L173 254V257H172V259H174V261H172V260H170L169 258H171V257H169L170 256V254L168 255V254H166V256H167V259H169L171 262H172V264H195V262L196 261H198L199 260V262L200 263H197L196 262V264H208V262L211 260V259H215V257L216 256H218V257H220V259L222 258L223 260H225L226 258H225V256L226 257H228V254L229 253H233V252H236L237 253V251H238V247L237 246H239L240 247V245L242 246L243 245V247L244 246H249V245H252V241H256L257 239V237H259V236H257V235H259V233L264 237V219H263V217L261 216V215H259L258 217L256 216L257 215V212L259 211V210H261L260 209V206L261 207H263L261 204H264V203H261L260 204V206H259V208L258 207H255L256 206V204H255V202H254V207L252 206V202H251V206H252V208L250 207V205L249 204H247V203H250L249 202V200H248V202L247 203H245V206L243 205V209H242V207H241V210H242V212L241 213H238V214H236V215H234V213L233 212H231V213H228L225 209H229L228 207L227 208H225V206H227L228 204L230 205V202L229 201H231L230 199H228L227 200V198H229V197H227V196H221V195H224L225 194V191H223V189H224V187L221 189L220 187H214V186H212V184L211 183H213V182H211V181H209V175H207ZM225 174V173H224ZM233 174V173H232ZM231 174V175H232ZM237 174H238V171H237ZM254 174V175H253ZM259 174V173H258ZM263 174H264V172H262V176H263ZM62 175V174H61ZM159 175H160V173H159ZM201 175V174H200ZM199 175V176H200ZM211 175V176H212ZM246 175H247V177L249 176L248 175V172L246 173ZM256 175V176H255ZM11 176V175H10ZM13 176V175H12ZM17 176V175H16ZM83 176L86 178V176H85V174H83ZM92 176V175H91ZM94 176V175H93ZM93 176H92V180H94V179H96L97 180V176H95L94 178H93ZM162 176V175H161ZM161 176H159V177H161ZM165 176V177H166ZM197 177H199L198 175H196ZM205 176V177H206ZM211 176H210V178H211ZM220 176V175H219ZM234 176V175H233ZM3 177V176H2ZM89 177H90V174H89ZM191 177V176H190ZM229 176H227V178H228ZM232 176H230V178H231ZM250 177V176H249ZM249 177L247 178V179H249ZM250 177V179L252 180V178ZM35 178V177H34ZM80 178V177H79ZM77 179V180H80L81 181V179ZM88 178V177H87ZM173 178V177H172ZM199 178H202V177H199ZM198 178V179H199ZM227 178H225V180H227ZM238 178L241 180V177L238 175ZM30 179V178H29ZM74 179V178H73ZM82 179H83V177H82ZM196 179V178H195ZM217 179H219V178H217ZM229 179V178H228ZM232 179V178H231ZM234 179V178H233ZM249 179V180H250ZM261 179V175H260V177H259V180ZM10 180V179H9ZM16 180V179H15ZM26 180V179H25ZM27 180H28V177H27ZM54 180V179H53ZM60 180H62V179H60ZM59 180V181H60ZM87 180V179H86ZM91 180V179H90ZM157 180V179H156ZM161 180L163 181V177L161 178ZM216 180V179H215ZM220 181H218V180H216V181H218L217 183H219V182H221L222 180L221 179H219ZM236 180V179H235ZM239 180V181H240ZM250 180V182H255L256 180H253V181H251ZM258 180V181H259ZM262 180H264V179H262ZM14 181V180H13ZM79 181V182H80ZM88 181V180H87ZM101 181V180H100ZM188 181H190L189 179H188ZM195 181V182H194ZM214 181V180H213ZM216 181H214V183H216ZM242 181V180H241ZM248 181V180H247ZM10 182V181H9ZM53 182V184H54V186H56L55 185V183H54V181H52ZM67 182V181H66ZM65 182V183H66ZM83 182H84V179H83ZM82 182V183H83ZM92 182V181H91ZM96 182V181H95ZM170 182H173V181H170ZM201 182V183H200ZM228 181H226V183H227ZM238 182V181H237ZM249 182V181H248ZM249 182V183H250ZM261 181H259L258 183H260ZM264 182V181H263ZM99 183V182H98ZM159 183H160V181H159ZM222 183V182H221ZM229 183L230 182H228L227 184H228V186H230L229 185ZM241 183V182H240ZM257 183V184H258ZM6 184V183H5ZM12 184V183H11ZM25 184H27L26 182H25ZM24 184V185H25ZM29 184V183H28ZM28 184H27V186H25L24 188H25V190L27 189V187H28ZM62 184V183H61ZM67 184V183H66ZM81 184V183H80ZM87 184H88V182H87ZM158 184V183H157ZM161 184V183H160ZM175 184H178V183H175ZM18 185H19V183H18ZM30 185V184H29ZM32 185V184H31ZM52 185V184H51ZM162 185V184H161ZM170 185V184H169ZM168 185V186H169ZM171 185H173L174 187H175V185H174V183H171ZM214 185V184H213ZM235 185V184H234ZM240 185H242V184H240ZM254 185V184H253ZM261 185V183L259 184V186ZM7 186V185H6ZM63 186V185H62ZM69 186V185H68ZM149 186H151L150 184H149ZM148 186V187H149ZM156 186V185H155ZM177 186V185H176ZM232 186V185H231ZM230 186V187H231ZM247 186V185H246ZM250 186H251V184H250ZM259 186H256V187H259ZM12 187H14V184H13V186ZM20 187H22V185L20 184ZM241 187H243V186H241ZM252 187V186H251ZM2 188V187H1ZM6 188H8L9 189V187H6ZM41 188V187H40ZM92 188V187H91ZM167 188V187H166ZM169 188H171V186H169ZM244 188H246V187H244ZM264 188V187H263ZM21 189V188H20ZM30 189H32L31 187H30ZM84 189V188H83ZM95 189H96V187H95ZM131 189V188H130ZM148 189V188H147ZM151 189V188H150ZM168 189V188H167ZM231 189H232V187H231ZM234 189V188H233ZM248 189V188H247ZM253 189V188H252ZM260 189H261V187H260ZM2 190V189H1ZM10 190H11V188H10ZM14 190V189H13ZM12 190V191H13ZM36 190H37V188H36ZM41 190H42V188H41ZM59 190V189H58ZM57 190V191H58ZM90 190H94V188L93 189H90ZM90 190H88V191H90ZM99 190V189H98ZM98 190L96 189V191L98 192ZM128 190V189H127ZM126 190V191H127ZM230 190V189H229ZM237 190V189H236ZM254 190V189H253ZM263 190V189H262ZM4 192L5 191H7V190H3ZM24 191V190H23ZM27 191H28V189H27ZM35 191V190H34ZM38 191H40L39 189H38ZM45 191V190H44ZM71 191V190H70ZM105 191H106V189H105ZM125 191V192H126ZM159 191V190H158ZM169 191V190H168ZM175 191L177 192V193H175ZM3 192V193H4ZM86 192H87V190H86ZM100 192V191H99ZM102 192V191H101ZM125 192H124V194H125ZM162 192V193H163ZM231 192V191H230ZM232 192H234V191H232ZM243 192L245 193V191L243 190ZM242 192V193H243ZM257 192V191H256ZM3 193L2 194H0V199L2 198V196L1 195H3ZM16 193V192H15ZM23 193V192H22ZM38 193V192H37ZM37 193H35V194H37ZM60 193V192H59ZM89 193V192H88ZM103 193V192H102ZM113 193V192H112ZM115 193H117V192H115ZM115 193H113V194H115ZM153 194L155 193L154 191L152 192ZM222 193H224V194H222ZM249 193V192H248ZM251 193V192H250ZM24 194H26V193H24ZM69 194V193H68ZM76 194H78V193H76ZM86 195H87V193H85ZM121 194H123V193H121ZM120 194V195H121ZM131 194V193H130ZM150 194H151V192H150ZM159 194V193H158ZM5 195H7V193H5ZM5 195H4V198H5ZM23 195V194H22ZM32 195V194H31ZM92 195V194H91ZM94 195V194H93ZM105 194H103V197L102 198H105V196H104ZM110 195H111V193H110ZM132 196H135V194L133 193V191H132V194H131ZM130 195V196H131ZM137 195V194H136ZM160 195V194H159ZM158 195V196H159ZM10 196V195H9ZM9 196H7V197H9ZM15 196V195H14ZM17 196V195H16ZM36 196V195H35ZM75 196V195H74ZM95 196V195H94ZM100 196V199H101V196L102 195H98V197ZM108 196V195H107ZM113 195H111V197H112ZM122 196V195H121ZM130 196H128V197H130ZM131 196V197H132ZM157 196V195H156ZM157 196V197H158ZM162 196H163V194H162ZM236 196H237V194H236ZM248 196V194H246L245 195V197H247ZM29 197V196H28ZM42 197V196H41ZM77 197H78V195H77ZM83 197H84V195H83ZM97 197V195H96V198H98ZM136 197V196H135ZM155 197V196H154ZM153 197V198H154ZM234 197H235V195H234ZM240 197H242V196H240ZM3 198V199H4ZM10 198V197H9ZM9 198H7V199H4L5 201L4 202H6V203H8L9 202ZM17 198V197H16ZM31 198V197H30ZM45 198V197H44ZM50 198V197H49ZM52 198V197H51ZM50 198V199H51ZM56 198V197H55ZM72 198V197H71ZM74 198H76V197H74ZM91 198V197H90ZM90 198H88L87 200H89ZM94 198V197H93ZM108 198V197H107ZM107 198H105V199H107ZM133 198V197H132ZM140 198V197H139ZM156 198V197H155ZM159 198V197H158ZM162 198V197H161ZM167 198V199H168ZM224 198V199H223ZM243 198V197H242ZM3 199H1L0 200V205H1V203H3ZM35 199V198H34ZM33 199V200H34ZM45 199H48V198H45ZM61 199V198H60ZM58 200V201H60V203H61V201L62 200ZM65 199V198H64ZM77 199V200H76ZM75 199V201H77L76 203H77V206L80 204V200L78 199V198H76ZM99 199V201L101 202H97L95 205H97V208H100V207H102V205L101 204H104L105 202H104V200H100ZM112 199H113V197H112ZM138 199V198H137ZM236 199V198H235ZM244 199V198H243ZM7 200V201H6ZM18 200V199H17ZM36 200H38V199H35L34 201H36ZM114 200H118V199H114ZM133 201L135 200V199H132ZM139 200V199H138ZM142 200V199H141ZM148 200V199H147ZM264 200V199H263ZM20 201V200H19ZM22 201V200H21ZM40 202H45V201H41V200H39ZM51 201H53V200H51ZM69 201H71V200H69ZM69 201H68V203H69ZM74 201V200H73ZM86 201V200H85ZM90 201V200H89ZM88 201V203H87V201H86V203L88 204V207H92V205L93 204H91V203H95L96 202V199H95V201L94 202H92V201H90L89 202ZM104 203H103V202ZM105 201H107L108 202V200H105ZM113 201V200H112ZM133 201H131L132 203H134ZM137 201V200H136ZM149 201V200H148ZM157 201V200H156ZM155 201V202H156ZM166 201V200H165ZM165 201H163V202H165ZM228 203V204H226L225 205V203L226 202ZM235 201V200H234ZM238 201V200H237ZM48 202V201H47ZM50 202V201H49ZM48 202V203H49ZM64 201H62V203H63ZM65 202H67V200L65 201ZM64 202V203H65ZM78 202H79V204H78ZM84 202V201H83ZM130 202V203H131ZM160 202V201H159ZM259 202V201H258ZM257 202V203H258ZM264 202V201H263ZM36 203V202H35ZM34 203V204H35ZM38 203V202H37ZM36 203V204H37ZM59 203V202H58ZM56 204V203H53L52 202V206H51V208H53L54 206H53V204L55 205V207L56 206H58L59 204ZM64 203L62 204V205H64ZM67 203V204H68ZM71 203H72V201H71ZM75 202H73L72 204H74ZM85 203V204H86ZM90 203V204H89ZM100 204V206H99V204ZM129 203V202H128ZM138 203H141L140 201L138 202ZM240 203V202H239ZM4 204V203H3ZM2 204V205H3ZM10 205H12V202L11 203H9ZM38 204H40V203H38ZM47 204V203H46ZM46 204H40V205H46ZM51 204V203H50ZM66 204V203H65ZM67 204H66V207L64 206V208H65V210L64 209H62L61 207H60V209H62V210H59V212L60 211H62V212H60V213H62L63 215H64V213H67V212H69V214L70 215H73L74 213H75V211H73L74 210V208H73V210L71 211V209L72 208H67ZM86 204V205H87ZM106 205H108V203H105ZM105 204H104V207H105V210L103 209H100V210H102V211H106V206H105ZM150 204H152L151 206H149ZM161 204V203H160ZM247 204V205H246ZM22 205V204H21ZM21 205H19L18 204V206H21ZM30 205V204H29ZM49 205V204H48ZM82 205V204H81ZM84 205V204H83ZM86 205H85V207H86ZM116 205V204H115ZM114 205V206H115ZM138 205V204H137ZM178 205V206H177ZM183 205H189V207H186V206H183ZM33 206V205H32ZM69 206L70 207H73V205H70L69 204ZM68 206V207H69ZM74 206H76L75 204H74ZM122 206V205H121ZM9 205H5V207H3V206H0V225H8L9 223H12V224H14V221H16V220H18L19 218H21L20 216L22 215V217L23 218H21L22 220H20L19 221V224H17V226H15V227H17L16 229H14V232L16 231V233H14V235L13 234H11L12 236H15L16 234H17V236L18 235H21L22 233H25V231H27L26 230V228H28V227H31V225L32 224H39V225H43V223H44V221H46V219H47V221H48V217L45 219V220H43V215L41 214V216H39L38 214H27L26 213V211L25 210H27V209H23V208H19L20 210L19 211H21V214H20V216H19V213H18V218L16 219L15 217H14V212L12 211L13 210V208L12 207H10ZM36 207V206H35ZM40 207V206H39ZM46 207H48V206H46ZM50 207V206H49ZM48 207V208H49ZM84 207V209H83V211L85 210H87L86 208ZM93 207H96V206H93ZM103 207V208H104ZM116 207V206H115ZM161 207H163L162 205H161ZM166 207V204H165V206H164V208ZM176 207L178 208H181V210H183V212H185V209L186 208H190V210H188V211H190L189 213H187L188 211L186 210V213L187 214H184L181 210H178V209H176ZM230 207V206H229ZM7 208V209H6ZM32 208V207H31ZM45 208V207H44ZM57 208V207H56ZM55 208V209H56ZM58 208H59V206H58ZM117 208V207H116ZM124 208V207H123ZM137 208V207H136ZM149 208V209H150ZM167 208H168V206H167ZM248 208H250V209H248ZM253 208H258L259 210H256V211H254V213H253V215L254 214H256V215H250V216H248L247 214L248 213H251L253 210H255V209H253ZM22 209V210H21ZM54 209V210H55ZM70 209V211H68ZM76 209V208H75ZM80 209H82L81 207H80ZM79 209V211H81L80 212V214H82L81 216H80V214H79V212H77L78 211V208L76 209V212L79 214V216L80 217H83V214H84V212H82V210H80ZM113 209H115V208H113ZM159 209H161V208H159ZM252 209V210H251ZM37 210H38V208H37ZM53 210V211H54ZM57 209H56V211H58ZM67 210V211H66ZM117 210V209H116ZM121 210V209H120ZM120 210H118L117 211V213L116 214H118V212L120 211ZM126 210H128V208L126 209ZM132 211H133V209H131ZM164 210V209H163ZM167 210V209H166ZM230 210V209H229ZM244 210H245V212H244ZM248 210H251L250 212L248 211ZM39 211H42V210H38V212ZM52 211V210H51ZM54 212V213H51V214H53L51 217H53V216H55L56 214L55 213H57V215L59 214L58 212ZM63 211H64V213H63ZM115 211V212H114ZM135 211V210H134ZM248 213H247V212ZM28 212V211H27ZM74 212V213H73ZM88 212H90L91 214H89ZM256 212V213H255ZM260 212V211H259ZM73 213V214H72ZM86 213V212H85ZM233 213V214H232ZM236 213V212H235ZM263 213H264V211H263ZM263 213H258V214H263ZM50 214V215H51ZM87 220L86 221H92V220H95V222H98V224H97V226L95 227V230L93 229H91V231L92 232H90V233H93L94 231H96V228H101L100 226H101V224H103V222L104 221H102L101 222V224L99 223L100 221L99 220H96V218H98L97 216H96V218L94 217V219H90L89 220V218L91 217V215H93V212H91V211H87ZM105 214V213H104ZM120 214V213H119ZM183 214V215H182ZM17 215V214H16ZM56 215V216H57ZM67 214H65V216H66ZM70 215H69V217H70ZM74 215H76V213L74 214ZM84 215H86V214H84ZM58 216H61V217H63L62 215H58ZM58 216H57V218H55L54 217V219H55V222L54 223H58L57 225L59 226V224H61L62 225V223H64V220H57V219H62V218H58ZM64 216V217H65ZM77 216V215H76ZM88 216H90V217H88ZM104 216V215H103ZM110 216V217H109ZM125 218H124V217ZM155 216H158V217H155ZM51 217H49V218H51ZM63 217V218H64ZM67 218H69L68 217V215L66 216ZM86 217V216H85ZM105 217V216H104ZM117 217H118V215H117ZM123 217V218H122ZM257 217V218H256ZM74 219H75V221H76V219L77 218H75V216L73 217ZM122 218V220H120ZM69 219H71V218H69ZM79 219V218H78ZM99 219V218H98ZM107 219V218H106ZM152 219H153V221H152ZM49 220H51V219H49ZM80 220V219H79ZM78 220V221H79ZM82 220H83V218H82ZM84 220H85V218H84ZM154 220H156V221H154ZM81 221V220H80ZM105 221V222H106ZM51 222V221H50ZM66 222V221H65ZM95 222H90V223H93V225H95L94 223ZM116 222L117 223H119V224H116ZM17 223V222H16ZM47 223V222H46ZM84 223H86V222H84ZM66 224H68V223H65V225ZM72 224V223H71ZM78 224H80L79 222H78ZM81 225V224H80ZM98 225H100V226H98ZM68 226V225H67ZM6 227V226H5ZM11 227V226H10ZM14 227V228H15ZM37 227V226H36ZM35 226H34V228L33 227H31L32 229V231L34 230V231H40V228L38 227V229L36 228ZM62 227V226H61ZM1 228V227H0ZM13 228V227H12ZM35 228H36V230H35ZM110 229V230H107V229ZM70 229V228H69ZM49 230V229H48ZM72 230V229H71ZM98 230V229H97ZM106 230H107V232H106ZM9 231V230H8ZM31 231V233H33ZM44 231V230H43ZM42 231V236H44L43 234H45L44 232ZM46 231V230H45ZM109 231V232H108ZM4 232V231H3ZM1 233V232H0ZM27 233H29V232H27ZM26 233V234H27ZM31 233H29V234H31ZM39 233V232H38ZM53 233V232H52ZM95 233V232H94ZM2 234V233H1ZM0 234V235H1ZM29 234H27L25 237H28V235ZM48 234H49V231H48ZM4 235V234H3ZM3 235H1V237L3 236ZM33 235V234H32ZM40 235V236H41ZM50 235H53V234H51L50 233ZM54 235H55V233H54ZM72 235V234H71ZM92 235V234H91ZM95 235V234H94ZM260 235V236H261ZM29 236H31V235H29ZM39 236V235H38ZM261 236V237H262ZM33 237H35V233H34V236ZM70 237V236H69ZM78 237V236H77ZM76 237V238H77ZM262 237V239H264ZM12 239H7V240H5V245H7V248L9 247V245H17V246H19L20 244L22 245L23 244V246L24 245H26L25 244V242H28V241H30L31 240V238L32 237H28V238H21V236H18V237H16L15 236V238H17V241L16 240H14L13 239V237H11ZM36 238V237H35ZM45 238V237H44ZM47 238V237H46ZM50 238V237H49ZM73 238H75V237H73ZM80 238V237H79ZM82 238V237H81ZM254 238V239H253ZM260 238V237H259ZM4 239H6L5 238V236H4ZM3 239V240H4ZM34 239V238H33ZM33 239L31 240L32 242H33ZM42 239V238H41ZM62 239H63V236H62ZM71 239H72V237H71ZM71 239H69V240H71ZM87 239V238H86ZM261 239V238H260ZM259 239V240H260ZM53 240V239H52ZM68 240V239H67ZM75 240V239H74ZM77 240L78 239H76V242H77ZM82 240H83V238H82ZM257 241V243H258V245L260 244L259 242L260 241ZM14 241H16L15 243H14ZM20 241H23V242H20ZM30 241V242H31ZM34 241H36V239L34 240ZM51 241V240H50ZM54 241H56V239L54 240ZM78 241H80V240H78ZM87 241V240H86ZM37 242H39V241H37ZM101 242H100V244H101ZM34 244H35V242H33ZM31 244L32 246H31V248L30 249H32V248H36V246H37V244H36V246H34V244ZM52 243H54L53 241H52ZM65 243V242H64ZM63 243V244H64ZM70 243H72L73 244V242H69V244ZM82 243H83V241H82ZM81 243V244H82ZM256 243V242H255ZM257 243H256V245H257ZM3 244V245H4ZM19 244V245H18ZM28 244V243H27ZM68 244V245H69ZM78 244H79V242H78ZM80 244V245H81ZM98 244V243H97ZM4 245V246H5ZM50 245H51V243H50ZM62 245V244H61ZM60 245V246H61ZM65 246H66V244H64ZM77 245V244H76ZM117 245V246H116ZM159 245V246H158ZM160 245H162V246H160ZM172 245L174 246V248L172 247ZM4 246H2L3 248H4ZM28 245H26V247H27ZM34 246V247H33ZM55 246V245H54ZM63 246V245H62ZM82 246V245H81ZM88 246L89 245H87V248H88ZM235 246H236V248H237V251H235L236 249H235ZM25 246H24V248H23V250L26 248ZM37 247H39V245L37 246ZM47 247V246H46ZM45 247V248H46ZM50 247V246H49ZM71 245H69V249L71 250ZM77 247V246H76ZM176 247V248H175ZM10 249H12V247H9ZM8 248V249H9ZM16 248V247H15ZM14 248V249H15ZM20 248V247H19ZM29 248V247H28ZM40 248V247H39ZM52 248H54V247H52ZM58 248H60V247H58ZM62 248H64V247H62ZM84 248V247H83ZM86 248V247H85ZM242 247H240V249L239 250H243V249H241ZM10 249H9V251H10ZM50 249V248H49ZM66 249V248H65ZM68 249V252L67 253H70L71 251ZM73 249H74V247H73ZM72 249V250H73ZM162 249H164L163 250V252H161L162 251ZM169 249V250H168ZM172 249H174V251L172 250ZM248 249V248H247ZM1 250V249H0ZM21 250V249H20ZM37 250V249H36ZM58 250V249H57ZM76 250V249H75ZM74 250V251H75ZM85 250V249H84ZM83 250V251H84ZM97 250V249H96ZM134 250V251H133ZM155 250H158V251H155ZM159 250H161V251H159ZM173 251V252H171V251ZM1 251H3V250H1ZM7 252H8V250H6ZM16 251V250H15ZM14 251V252H15ZM32 251H34V250H32ZM38 251H40L39 249L37 250V252ZM44 251V250H43ZM47 251V250H46ZM49 251V250H48ZM54 251H55V249H54ZM62 251V250H61ZM64 251V250H63ZM70 251V252H69ZM80 251H82V250H80ZM86 251V250H85ZM100 251V250H99ZM105 251V252H106ZM10 252H12V250L10 251ZM12 253V254H14L15 255V253ZM23 252V251H22ZM28 252H30V250L28 251ZM27 251H25L24 253H23V255L26 253H28ZM49 252H51V251H49ZM48 252V253H49ZM73 252V251H72ZM87 252H88V250H87ZM130 252V253H131ZM153 252V253H152ZM155 252L157 253V254H155ZM249 252H251V251H249ZM5 253L6 252H4V255H5ZM40 253L41 252H39V255H40ZM47 253V252H46ZM56 253V252H55ZM129 253V254H130ZM235 253V254H236ZM240 253H242V252H240ZM7 254H9V253H7ZM25 254V255H26ZM33 254V253H32ZM37 254V253H36ZM53 254V253H52ZM63 254V256L65 257V252L64 253H62ZM61 254V255H62ZM76 254H77V256L79 255V253H77L76 252ZM76 254H72V255H76ZM98 254H99V252H98ZM105 254V255H106ZM124 254V253H123ZM127 254V253H126ZM135 254V253H134ZM133 254V255H134ZM140 254V255H141ZM0 255H3L2 253L0 254ZM14 255H13V257H14ZM34 255V254H33ZM33 255H32V257H33ZM38 255V254H37ZM38 255V256H39ZM48 255V254H47ZM56 255V254H55ZM67 255V254H66ZM68 255H70V254H68ZM71 255V256H72ZM132 254H131V256H133ZM135 255H137V253L135 254ZM149 255V256H150ZM154 255H155V257H154ZM161 255V254H160ZM163 255L161 256V257H163ZM233 255V254H232ZM237 255V254H236ZM243 255V254H242ZM254 255V254H253ZM12 256V255H11ZM16 256H18L17 254H16ZM15 256V257H16ZM51 256V255H50ZM53 256V255H52ZM86 257V259H88V260H90L91 258H90V254L88 253H86V252H80V255H79V257ZM145 257H146V255H144ZM157 256V257H156ZM166 256H164V259L166 258ZM172 256V255H171ZM235 256V255H234ZM255 256V255H254ZM261 256V255H260ZM2 257V256H1ZM5 257H6V255H5ZM9 257V256H8ZM23 257V256H22ZM24 257H26V256H24ZM23 257V258H24ZM55 257V256H54ZM56 257H58V260L61 258H59V254H58V256H56ZM55 257V258H56ZM218 257H216L217 259H218ZM230 257V256H229ZM232 257V256H231ZM240 257V256H239ZM52 258V257H51ZM66 258V260H68L67 259V257H65ZM71 257H69V259H70ZM74 258V256L71 258V259H73ZM108 258V257H107ZM159 258H160V256L158 257V260H159ZM264 258V257H263ZM263 258H261V259H263ZM11 259V258H10ZM18 259V258H17ZM27 259H28V257L25 259L26 260V264L27 263H30V262H28L27 261ZM30 259H32V258H29L28 260H30ZM36 259H37V256H36ZM40 259V258H39ZM63 259V258H62ZM145 259V258H144ZM160 259H163V258H160ZM214 259L212 260V262H214ZM228 259V258H227ZM260 259V260H261ZM5 260V259H4ZM20 260V259H19ZM24 260V261H25ZM38 260V259H37ZM40 260H42V259H40ZM46 260V259H45ZM44 260V261H45ZM109 260V259H108ZM114 260H116V259H113V261ZM143 260V259H142ZM166 260V259H165ZM219 260V259H218ZM217 260V261H218ZM222 260V261H223ZM233 260V261H232ZM234 260L235 259H231V260H229L228 262H231V264L234 262ZM48 262H49V260H47ZM55 261V262H54ZM56 261L57 260H53V262L54 263H56ZM59 261H61V260H59ZM63 261L65 262V260L63 259ZM91 261H92V259H91ZM97 261V260H96ZM134 261V260H133ZM164 261V260H163ZM162 260L160 261V263L159 264H161L162 262H163ZM263 262H264V260H262ZM262 261H261V263H262ZM34 262V261H33ZM46 262V261H45ZM51 262V261H50ZM58 262V261H57ZM63 262V263H64ZM81 263H82V261H80ZM83 262H85V261H83ZM115 262V261H114ZM128 262V261H127ZM141 262V261H140ZM165 263L167 262V260L166 261H164ZM164 262H163V264H164ZM260 262V261H259ZM61 263V262H60ZM59 262H58V264H60ZM149 263H151V261L150 262H148V264ZM155 264H156V262H154ZM154 263H152V264H154ZM157 263V264H158ZM211 263V262H210ZM234 263H236V261L234 262ZM238 263H241V262H238ZM238 263H236V264H238ZM31 264V263H30ZM37 264V263H36ZM40 264H42V262L40 263ZM47 264V263H46ZM78 264V263H77ZM80 264V263H79ZM89 264V263H88ZM142 264V263H141ZM146 264H147V261H146ZM166 264H168V263H166ZM214 264V263H213ZM227 264V263H226ZM228 264H230V263H228ZM263 264V263H262Z\"/></svg>","mask_w":264,"mask_h":264}]
</instances>
